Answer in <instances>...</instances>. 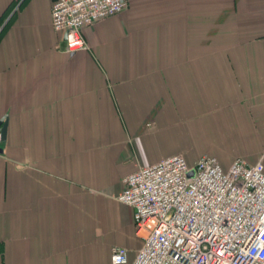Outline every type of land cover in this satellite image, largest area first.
Instances as JSON below:
<instances>
[{"label": "crops", "instance_id": "0c3cea01", "mask_svg": "<svg viewBox=\"0 0 264 264\" xmlns=\"http://www.w3.org/2000/svg\"><path fill=\"white\" fill-rule=\"evenodd\" d=\"M53 0H0V264L132 262L140 166L264 164V0H128L66 52Z\"/></svg>", "mask_w": 264, "mask_h": 264}, {"label": "built area", "instance_id": "2783aa9c", "mask_svg": "<svg viewBox=\"0 0 264 264\" xmlns=\"http://www.w3.org/2000/svg\"><path fill=\"white\" fill-rule=\"evenodd\" d=\"M128 0H53L51 26L66 52L89 49L82 31L124 11ZM117 200L133 211L141 246L132 262L114 247L112 264H264V164L234 160L224 169L203 155L140 166Z\"/></svg>", "mask_w": 264, "mask_h": 264}, {"label": "water", "instance_id": "95a60500", "mask_svg": "<svg viewBox=\"0 0 264 264\" xmlns=\"http://www.w3.org/2000/svg\"><path fill=\"white\" fill-rule=\"evenodd\" d=\"M65 39V38H64ZM6 121L0 120V141H4L6 137Z\"/></svg>", "mask_w": 264, "mask_h": 264}]
</instances>
